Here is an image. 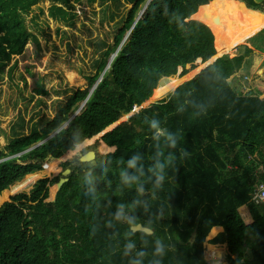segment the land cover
Returning a JSON list of instances; mask_svg holds the SVG:
<instances>
[{"label": "trees", "instance_id": "obj_1", "mask_svg": "<svg viewBox=\"0 0 264 264\" xmlns=\"http://www.w3.org/2000/svg\"><path fill=\"white\" fill-rule=\"evenodd\" d=\"M41 1L0 0L3 63L24 54L30 40L27 19ZM51 1L54 20L74 17L71 0ZM263 5L264 0H137L115 44H108L95 61L89 87L74 93L45 127L29 135L16 133L0 150V197L47 165L55 173L60 160L51 162L49 156L70 152L74 135L98 137L148 101L177 91L104 135L100 153L117 147L115 152L88 164L78 159L76 165L66 164L72 174L55 201L47 200L60 177L40 179L28 193L0 206V264H222L205 256L207 242L226 245L229 264H264V204L251 202L255 186L264 184V96L238 94L232 81L253 50L241 45L235 56L218 58L197 77L207 65L202 59L212 61L217 50L226 55L218 36L223 24L216 27L211 16L232 13L236 19L229 25L234 28L242 12L264 21ZM234 8L242 12H232ZM36 18L32 21L38 26ZM194 61L203 67L190 73ZM163 79L170 84L158 89ZM83 103L84 110L59 132ZM153 118L165 133L176 135L175 148L164 136L153 139L148 125ZM134 154L140 162L128 169ZM170 156L175 160L166 163ZM27 159L31 161L23 162ZM157 162L165 164L159 187ZM121 173L135 176L136 182L125 185ZM120 206L124 219L118 221ZM242 208L248 211L249 225ZM138 224L153 234L133 232ZM218 227L225 232L208 241ZM129 244L133 247L127 248ZM158 245L162 255L155 251Z\"/></svg>", "mask_w": 264, "mask_h": 264}, {"label": "rangeland", "instance_id": "obj_2", "mask_svg": "<svg viewBox=\"0 0 264 264\" xmlns=\"http://www.w3.org/2000/svg\"><path fill=\"white\" fill-rule=\"evenodd\" d=\"M136 1L71 0L74 8L70 12H72L74 17L63 23L51 17L50 7L53 4L51 0H43L36 7H33L34 11L27 19L30 40L24 54L13 57L10 64L0 61V150L7 148L16 133L19 135H29L34 129L45 127L47 123L55 118L60 108L67 103L74 93L78 90H86L89 87L88 78L94 76L96 72L95 61L101 59L108 44H115L116 37L123 28ZM262 1L256 0L257 3H261ZM146 9L147 4L140 14H143ZM236 11L237 13L242 12L238 8H234L232 12ZM35 15H37L36 21L38 26H35L32 21V17ZM250 15L251 13H245V16L235 24L236 28L239 27L250 33H254L252 39L242 45H246L253 50V54H256V60L261 66L264 62V21L260 20L257 16L250 17ZM217 16L219 17V13ZM132 32L130 31L127 34L121 48L127 43ZM236 50L237 52L241 51L239 46L232 53L226 55L220 54V51L217 50L218 55L212 61L208 63L202 62V64H207L205 65L206 67L213 64L218 58H232L236 55ZM250 64L248 71L245 73L246 76L253 77L258 74L255 68V60L252 59ZM203 65L200 66L198 61H194L188 66V70L191 73L197 70V68L203 67ZM261 68L264 70L263 64ZM180 76L181 73L173 78L179 79ZM232 81L238 94H242L245 91L247 94L263 95L261 90H264V83L260 82V86L263 85L260 87L261 90L252 89L247 92L246 88L251 87L248 83L244 86L245 83L239 82V84L237 79H233ZM256 83L259 84V82ZM169 84L170 82L163 79L158 89L166 87ZM39 90H45L47 95H39ZM176 91L166 94L157 101H149L146 103V106L159 103ZM85 106L86 104L83 103L79 111L76 112V115L71 117L70 121L64 124L59 132L67 129L70 122L77 118ZM140 111L137 110L131 115H135ZM129 120L126 116L120 118L118 122L114 123L115 125L112 124L114 126L109 128L108 131L117 127L116 125L129 122ZM22 125L23 128L21 127ZM102 135L99 134L98 137L96 136L97 138L92 139L95 141L92 147L99 153V146L103 143L102 137L104 135ZM112 152L114 150L109 153ZM68 153L58 159L60 161L56 165L55 173L53 165H47L43 172L25 177L23 181L15 184V189L12 187L10 191L0 197V206L7 203V201L10 202V198L12 199L22 192L28 193L41 178H61L65 167H71L66 164L72 163L76 165L74 160H77V158L71 157ZM100 154L107 155L104 153ZM12 156L3 159H8ZM56 160L53 159L51 162ZM28 161H31V159L23 162ZM53 187L56 186L54 185L50 188V196ZM50 196L48 200H50ZM240 213L245 218L246 224H251V219L247 217V209H240ZM208 241L211 240L209 239ZM229 254L230 252L226 245L217 246L209 242L206 243L205 256L208 259H216L220 263L222 261V264H229Z\"/></svg>", "mask_w": 264, "mask_h": 264}, {"label": "clouds", "instance_id": "obj_3", "mask_svg": "<svg viewBox=\"0 0 264 264\" xmlns=\"http://www.w3.org/2000/svg\"><path fill=\"white\" fill-rule=\"evenodd\" d=\"M149 128L153 132V139L159 140L161 136H164L165 140L168 143V146L171 148H175L178 143V138L174 133L167 132L161 129L160 121L153 118L152 120L148 121ZM95 144V141L92 140L91 136H75L73 137V143L70 148V156L73 158H77L81 163L88 164L94 161L97 157V152L92 147ZM187 155V152L181 149V156L184 157ZM140 155L134 154L130 159L127 161V168L128 169H136L139 162H140ZM175 160L174 156H170L166 163H171ZM155 167L158 169V173L156 175V186H161L165 180L164 175V168L165 164L157 162ZM122 181L125 185H132L136 182L135 176H129L126 173H121ZM89 182H91L89 180ZM123 206H120V210L117 211L115 214V218L118 221L124 219V213L122 211ZM128 222L131 223V218L128 219ZM127 248L133 247V245L129 244L126 246ZM156 253L162 255L163 254V246L158 245L156 248Z\"/></svg>", "mask_w": 264, "mask_h": 264}, {"label": "crops", "instance_id": "obj_4", "mask_svg": "<svg viewBox=\"0 0 264 264\" xmlns=\"http://www.w3.org/2000/svg\"><path fill=\"white\" fill-rule=\"evenodd\" d=\"M244 16H245V14L243 15V12H242L241 17H244ZM253 16H256V15H254V14L252 15V13H251L250 17H253ZM211 17L215 21L216 27H219V24H223L222 25L223 27H221L218 30V36L221 37L220 42H221V45L224 46L223 48H224L225 54H227L228 50H233L234 48H236L242 44H245L248 40H251L252 37L254 36V33H250L249 31L243 30L242 28H239V27L236 28V24H235L234 28H232L231 25H229V22H232L233 20L236 19L235 15H233L232 13L228 17H224L223 15H220V14H219V17L216 14L211 16ZM225 22H227L228 24L225 25ZM232 29H234V30H232ZM236 53H238L237 50H236ZM252 59L255 60V68L258 71V74L253 76V77H249V76L245 75V72L248 71V66L251 65L250 62ZM262 64L264 65V62ZM262 64H261V66H262ZM261 66L256 60V54L252 53L251 56L248 57L244 61L241 73H239L237 75L236 79H238V82H241L242 84L245 83L244 86L248 83V85L251 86L250 88H247L248 91H251L252 89L261 90L260 87H262L263 85L260 86V82L264 83V74H263L264 70H262ZM256 76H258V77H256ZM254 81L259 82V84L254 82ZM261 93H263V95H264V90H261ZM263 95H261V96H263ZM215 230H220V231L214 238H212L211 235L214 233ZM224 232H225L224 228H219V227L215 228L212 231L209 239L211 241H213L219 235L223 234ZM217 246H219V245H217Z\"/></svg>", "mask_w": 264, "mask_h": 264}, {"label": "water", "instance_id": "obj_5", "mask_svg": "<svg viewBox=\"0 0 264 264\" xmlns=\"http://www.w3.org/2000/svg\"><path fill=\"white\" fill-rule=\"evenodd\" d=\"M209 2V1H208ZM142 15V14H141ZM191 20H193V19H191ZM188 21H190V20H188ZM113 60V59H112ZM204 60L202 59V62H203ZM209 66V65H208ZM208 66H206L205 68H204V70H206V68L208 67ZM203 70V71H204ZM202 71V72H203ZM201 72V73H202ZM200 73V74H201ZM180 75V74H179ZM96 89V87L91 91V94L93 93V91ZM149 102V101H148ZM86 104V103H85ZM147 107H149V106H146V104L145 105H143L142 107H138V108H136V110L135 111H137V110H141V111H143V110H145ZM79 111V110H78ZM134 111V112H135ZM133 112V113H134ZM133 113H131V114H133ZM131 114H129V115H126V118H132L133 116H135V115H131ZM122 118V117H121ZM118 122V121H117ZM127 123V122H126ZM120 126L121 125H123V124H119ZM119 125H116L117 127H115L114 129H116V128H118L119 127ZM112 126V125H111ZM110 127V126H109ZM108 127V128H109ZM108 128H106L103 132H101L100 134H103V135H106L107 133H109V132H112L113 130H111V131H108ZM56 135V134H55ZM54 135V136H55ZM99 135V134H98ZM102 135V136H103ZM53 136V137H54ZM52 138V137H51ZM50 139V138H49ZM48 139V140H49ZM47 140V141H48ZM47 141H45V142H47ZM45 142H43V143H45ZM103 144H105L104 142H103ZM40 145V144H39ZM107 145V144H106ZM108 146V145H107ZM109 147V146H108ZM114 148V152L117 150V147H113ZM113 153V152H112ZM20 154V153H19ZM19 154H16V155H19ZM100 156H104L103 154H100L99 152H97V157H96V159L98 158V157H100ZM51 159H60V158H54V157H52V156H49V160H51ZM95 159V160H96ZM94 160V161H95ZM94 161H92V162H94ZM80 162V161H79ZM81 163V162H80ZM91 163V162H90ZM84 164V163H83ZM72 174V169H71V167H65V169H64V171L62 172V177L59 179V181L56 183V187H57V191H56V195H57V193L59 192V190L62 188V186L65 184V183H67L68 181H69V176ZM41 179H43V178H41ZM56 195H55V197H54V200H48V202H53V201H55V199H56ZM49 199V198H48ZM11 201H12V199H11ZM10 201V202H11ZM132 230H133V232H144V233H147V234H153V230H151V229H149V228H147V227H145V226H143L142 224H138V225H136V226H134V227H132ZM197 236V234H194L193 235V237H192V239H191V242H194V240H195V237Z\"/></svg>", "mask_w": 264, "mask_h": 264}, {"label": "built area", "instance_id": "obj_6", "mask_svg": "<svg viewBox=\"0 0 264 264\" xmlns=\"http://www.w3.org/2000/svg\"><path fill=\"white\" fill-rule=\"evenodd\" d=\"M251 202L257 206L264 204V184L255 186V190L251 195Z\"/></svg>", "mask_w": 264, "mask_h": 264}, {"label": "bare ground", "instance_id": "obj_7", "mask_svg": "<svg viewBox=\"0 0 264 264\" xmlns=\"http://www.w3.org/2000/svg\"><path fill=\"white\" fill-rule=\"evenodd\" d=\"M99 136V135H98ZM95 138V137H94ZM56 186V185H55ZM56 191H57V187H54L53 190H52V193H51V198L50 200H53L55 195H56Z\"/></svg>", "mask_w": 264, "mask_h": 264}]
</instances>
